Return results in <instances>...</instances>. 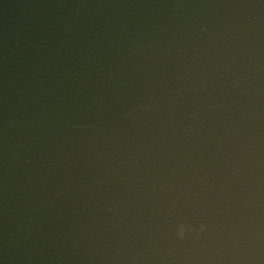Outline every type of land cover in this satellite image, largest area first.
Masks as SVG:
<instances>
[{
    "label": "water",
    "instance_id": "1",
    "mask_svg": "<svg viewBox=\"0 0 264 264\" xmlns=\"http://www.w3.org/2000/svg\"><path fill=\"white\" fill-rule=\"evenodd\" d=\"M0 264H264V0H0Z\"/></svg>",
    "mask_w": 264,
    "mask_h": 264
},
{
    "label": "clouds",
    "instance_id": "2",
    "mask_svg": "<svg viewBox=\"0 0 264 264\" xmlns=\"http://www.w3.org/2000/svg\"><path fill=\"white\" fill-rule=\"evenodd\" d=\"M181 233L183 234V226L181 227Z\"/></svg>",
    "mask_w": 264,
    "mask_h": 264
}]
</instances>
